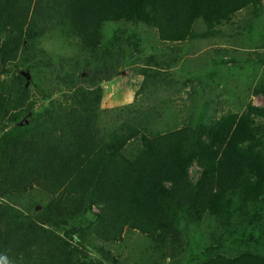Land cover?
<instances>
[{"label": "trees", "instance_id": "1", "mask_svg": "<svg viewBox=\"0 0 264 264\" xmlns=\"http://www.w3.org/2000/svg\"><path fill=\"white\" fill-rule=\"evenodd\" d=\"M263 7L264 0H0V264H93L90 247L120 264L107 247L126 233H139L161 262L264 264V107L250 101L216 117L208 114L212 99L201 107L192 99L180 122L158 130L172 99L140 102L147 79L157 88L170 75L162 58L173 44L216 39L240 13L252 9L259 19ZM150 33L162 49L147 41ZM49 38L74 51L43 58ZM258 48L264 44L256 45L253 71L263 73L253 95L264 97ZM4 68L12 73L6 80ZM43 68L55 71L56 89L66 88L62 101L37 76ZM123 72L141 77L131 84L141 90L134 104L108 110L103 84ZM36 99L48 104L35 111Z\"/></svg>", "mask_w": 264, "mask_h": 264}, {"label": "rangeland", "instance_id": "2", "mask_svg": "<svg viewBox=\"0 0 264 264\" xmlns=\"http://www.w3.org/2000/svg\"><path fill=\"white\" fill-rule=\"evenodd\" d=\"M248 24H251L249 26ZM117 28L118 26H113ZM111 27H109L110 29ZM108 30V29H107ZM224 33L217 37L216 39H209L202 41L200 44H195L189 50L190 64L184 68L190 70L191 82L187 84L186 87H181L180 90L176 91L175 88H172V94L170 89L161 88L157 94H142L140 97V102L144 103V106L148 104H153L156 101H165L168 98L172 99V104L164 106L162 109V120L157 126V129H165L167 127L173 128L176 122H180L182 119V113L184 116L190 111L192 103L198 101L197 107H201L203 101L206 98H210L214 101L208 107L209 116L219 117L227 111L238 112L241 111L242 107L249 103L250 101L259 107H264V97L263 96H254L253 90L255 88L254 78L256 80L263 73V66L257 72L255 76L256 68V45L264 44V7L261 11V17L255 19L253 10L244 11L239 14L235 20L234 26H226L222 29ZM147 41L158 48H163L162 44H159L156 38V34L150 33L147 35ZM227 46V48L223 47ZM45 55H41L43 58H51L56 54H66L71 55V52L74 51L73 47L68 45L65 46V43L61 42L59 39L49 38L45 40L42 44ZM225 48L229 51V54L224 55L221 52H216L218 49ZM260 49V48H258ZM259 57L261 60H264V50L261 48ZM193 54V55H192ZM172 57L171 55H165V61ZM251 59V60H248ZM227 60L229 64L222 65L219 63V60ZM252 67V70H251ZM261 67V66H260ZM166 68V67H164ZM23 70V69H22ZM39 75L41 80H44L47 85L52 89H56L51 83L57 82V75L53 69L43 68L39 69ZM87 72L85 71L84 74ZM127 79H131L132 83L134 77H131L128 72ZM183 71L175 73L173 76L182 74L181 80L185 78ZM22 74H28L31 79L32 72H22ZM171 75V76H172ZM12 76V73H8L7 69H3V74L1 76L2 80H6L8 77ZM136 78L138 76L132 74ZM26 78V77H25ZM135 78V79H136ZM141 78V77H140ZM172 78V77H171ZM27 79V78H26ZM179 79V77H176ZM59 84V83H57ZM34 94H37L34 89H32ZM64 91H67L64 86L59 85L58 89L55 90L53 100L62 101ZM198 91L200 94H197ZM131 94H122L125 100L121 101L120 106L114 107H123L128 106L129 104H134V98L130 97ZM134 95V94H133ZM199 95L203 96V99L199 100ZM111 98H107L104 101V106L106 109L113 108ZM37 104L35 106V111H40L44 105L48 104V101H41L36 99ZM110 101V102H109ZM118 101V102H120ZM113 101V103H118ZM184 118V117H183ZM15 123H7V131H10L14 128ZM191 175L193 178H197L199 175V168L194 166L191 170ZM37 209H39L37 207ZM87 250L88 260L93 264H101L100 260L105 262L104 264H113L107 263L104 261L97 253L91 249ZM110 250L113 251L115 257L119 259L120 264H174L172 260H167L161 262L159 257L153 256L151 250L147 248L144 238L139 233H126L124 243L108 246ZM152 257V258H151ZM155 257V258H154ZM156 261V263H154Z\"/></svg>", "mask_w": 264, "mask_h": 264}, {"label": "crops", "instance_id": "3", "mask_svg": "<svg viewBox=\"0 0 264 264\" xmlns=\"http://www.w3.org/2000/svg\"><path fill=\"white\" fill-rule=\"evenodd\" d=\"M202 30L203 29H201V31ZM202 41L204 42L206 40H194V41H188L186 43H180V44H173L172 45V51H169L168 54H166V55L172 54V57L168 59L169 60L168 72L170 75L168 76L166 81H163L162 83L157 84L156 85L157 88L154 87L153 83H158V82L154 81L152 77L145 81V83L142 87V90L140 87H137V86L134 87L131 84L134 83L135 85H137L140 82V77L136 78L135 76H132V73H129V75H131V77H134V80L131 83L130 82L131 79H127L128 74L125 72H123L122 76H120L116 80L109 82V83H104L103 88H104V92L106 94V97L111 98L110 101L112 100V104H110V105H112V107H114L116 105L120 106L122 103L121 101L123 99L125 100L124 96H121L122 94H131L132 97L134 98L133 94H135L136 90L137 91L141 90L140 94H157V93H159L161 88H168V89H170V93L172 94V88L179 86V90H178V88H175V89H176V91L181 92L180 86L186 87L187 84H189V82H191V77L185 76V73L188 76L190 75V70L188 68H187V70H184V68L187 67L188 64H190V62H191L190 61L191 56H189L191 54H189V50L195 44H200ZM223 47L227 48V46H223ZM180 71L184 72L183 74H184L185 78L183 80H181L182 74H178L176 76H173L175 73L180 72ZM176 77H179V79H176ZM165 83H167L166 86H165ZM197 94H200V92L198 91ZM131 95H130V97H131ZM113 101H116V102L120 101V102L114 104Z\"/></svg>", "mask_w": 264, "mask_h": 264}, {"label": "water", "instance_id": "4", "mask_svg": "<svg viewBox=\"0 0 264 264\" xmlns=\"http://www.w3.org/2000/svg\"><path fill=\"white\" fill-rule=\"evenodd\" d=\"M26 78H27V81L30 82V77L28 76V74H23Z\"/></svg>", "mask_w": 264, "mask_h": 264}]
</instances>
